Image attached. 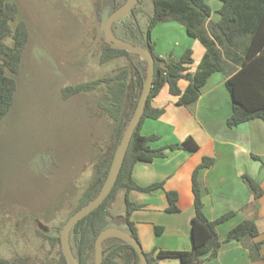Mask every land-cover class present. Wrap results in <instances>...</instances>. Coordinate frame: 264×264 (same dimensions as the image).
<instances>
[{"label":"trees","instance_id":"1","mask_svg":"<svg viewBox=\"0 0 264 264\" xmlns=\"http://www.w3.org/2000/svg\"><path fill=\"white\" fill-rule=\"evenodd\" d=\"M126 1L123 0L118 8ZM221 1L222 4L217 10L219 18L216 21L210 18L211 7L205 0H137L127 15L113 22L112 30L116 36L133 44L142 45L151 52L154 59V76L144 112L131 136L112 190L104 201L80 219L70 232V246L80 264H94L95 239L100 231L114 225L112 222L114 218L122 219L118 227L137 238L136 229L129 215L132 210L139 208V205L129 201V191L148 193L163 188L164 185V181H156L146 186L138 185L132 178V168L137 161H152L156 157H162L166 149L194 152L199 148L191 135L179 142L155 148L150 143L157 141L158 136L141 134V127L146 118L157 119L164 112V108L153 107L151 100L165 85L169 94L177 97L176 105H187L197 100L208 77L214 72L221 71L226 76L225 87L231 99V113L226 119V125L233 127L251 119L264 120V0ZM149 8L151 12H148ZM18 12L19 8L15 2L0 0V120L8 113L13 103L17 87L16 76L29 38L28 25L25 20L17 19ZM168 20L183 25L186 34L198 40L205 49L203 57L192 72L190 65L193 59L190 48H186L178 58H174L172 54L162 57L154 51L152 30L158 23ZM12 22H15L13 27ZM133 55L136 54L111 47L105 42L99 62L105 63L125 57L136 70V75L131 76L129 67L123 66L109 76L63 89V95L67 97L95 90L100 84H104L106 103L100 106L113 121L111 150L95 162L93 178L84 190L77 207L67 218L98 194L115 149L136 106L146 67L143 70L138 68L135 60H132ZM140 59L146 63L141 57ZM181 79L188 81L183 90L178 85ZM212 164L213 158L204 156L191 175L194 207L190 227L192 248L190 250L153 248L144 252L147 264H162V260L169 258H177L179 264H199L203 259L217 255L221 239L216 225L231 217L233 212L223 214L214 220H209L203 212L199 173ZM245 177L255 189H258L254 179L247 175ZM120 191L125 194V215L122 217L112 212L113 201ZM166 196L167 212H177L179 210L177 192L167 190ZM62 226L57 228L56 234H46L52 247L57 244L60 246ZM162 229V226H155L157 234H160ZM245 234L252 237L258 235L254 220L239 221L227 232L225 239L238 240ZM129 253L131 257L128 256ZM57 254L54 264H67L61 248H58ZM124 255L131 264H139L137 253L126 242L114 236L103 241L102 264H121L120 259ZM0 264L14 263L0 256Z\"/></svg>","mask_w":264,"mask_h":264},{"label":"rangeland","instance_id":"2","mask_svg":"<svg viewBox=\"0 0 264 264\" xmlns=\"http://www.w3.org/2000/svg\"><path fill=\"white\" fill-rule=\"evenodd\" d=\"M11 1L18 5L17 19L28 25L29 38L13 103L0 120V256L14 264H54L61 246L52 247L46 234H56L77 207L95 162L113 144V121L100 106L106 103L104 84L67 97L63 89L123 66L131 76L136 70L125 57L99 62L106 42L101 18L123 0ZM184 30L178 22L158 23L154 51L159 54L166 45L175 54L189 47L192 39ZM132 57L138 68L146 67L140 56ZM122 198L118 193L112 205L118 217L125 215ZM127 260L124 255L120 263L131 264Z\"/></svg>","mask_w":264,"mask_h":264},{"label":"crops","instance_id":"3","mask_svg":"<svg viewBox=\"0 0 264 264\" xmlns=\"http://www.w3.org/2000/svg\"><path fill=\"white\" fill-rule=\"evenodd\" d=\"M205 1L211 7L210 18L218 20L217 10L222 1ZM157 26L153 28L152 34ZM191 39L189 44L185 38L186 44L190 45L187 48L192 50L190 72L195 70L205 52L198 40ZM166 47L162 46L160 56L172 54L178 58L186 49L183 45L173 54L169 53L171 48ZM225 80V75L214 72L201 88L197 100L187 105H176L177 97L169 94L166 85L151 100L153 107L164 108V112L157 119L146 118L142 124L141 134L158 136V140L150 145L157 148L191 135L199 148L194 152L166 149L162 157L152 161H137L133 165L132 178L138 185L164 181L163 188L148 193L137 190L128 193L129 201L139 205V208L131 211L129 219L134 224L144 252L153 248H192L190 227L194 207L191 175L202 158L208 156L213 158V164L199 173L203 212L209 220L228 212H233V215L216 225L221 239L217 255L205 258L199 264H264V120L251 119L233 127L226 125L231 113V99ZM187 83V80L181 79L178 85L183 90ZM246 175L256 181L258 189L252 186ZM167 190L177 192V212L166 210ZM120 193L123 194V202L120 203L125 208V194L123 191ZM244 219L254 220L258 235L252 237L245 234L238 240L225 239L227 232ZM155 226L163 227L160 234L155 232ZM128 256L131 257L130 253ZM161 263L179 264V260L169 258Z\"/></svg>","mask_w":264,"mask_h":264},{"label":"water","instance_id":"4","mask_svg":"<svg viewBox=\"0 0 264 264\" xmlns=\"http://www.w3.org/2000/svg\"><path fill=\"white\" fill-rule=\"evenodd\" d=\"M137 0H127L122 6L111 12L109 15L104 14L101 18L103 24V35L106 42L114 48L124 49L128 52L140 56L146 62V75L142 84V88L133 110L130 119L123 131L120 141L113 154L106 178L98 192V194L85 205L76 210L71 214L62 226L60 231V246L62 254L67 262V264H80L75 257L69 242V235L74 227V225L82 219L84 216L89 214L95 208H97L107 197V195L112 190L115 181L117 179L119 170L121 168L126 150L128 148L131 136L137 126L147 102L148 95L151 90L153 76H154V59L151 52L143 47L142 45L133 44L131 42L125 41L118 36H116L112 30V24L116 20L127 15L130 10L135 6ZM123 220L120 218L112 219L113 226H109L97 235L94 242V264H102L103 257V241L108 237H117L122 241L126 242L133 247L139 258V264H147V259L142 249L140 242L125 230L119 228V224ZM38 227L44 231L47 230L45 226L37 223Z\"/></svg>","mask_w":264,"mask_h":264}]
</instances>
